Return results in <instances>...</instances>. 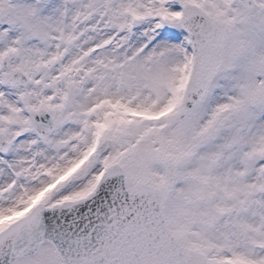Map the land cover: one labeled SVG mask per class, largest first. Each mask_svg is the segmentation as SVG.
<instances>
[{"label": "snow or ice", "instance_id": "6c2138e0", "mask_svg": "<svg viewBox=\"0 0 264 264\" xmlns=\"http://www.w3.org/2000/svg\"><path fill=\"white\" fill-rule=\"evenodd\" d=\"M0 264H264V0H0Z\"/></svg>", "mask_w": 264, "mask_h": 264}]
</instances>
